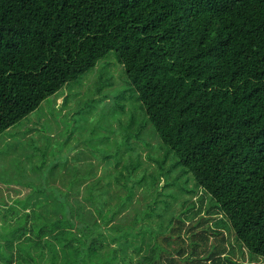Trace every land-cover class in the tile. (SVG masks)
Returning a JSON list of instances; mask_svg holds the SVG:
<instances>
[{
    "label": "trees",
    "instance_id": "trees-1",
    "mask_svg": "<svg viewBox=\"0 0 264 264\" xmlns=\"http://www.w3.org/2000/svg\"><path fill=\"white\" fill-rule=\"evenodd\" d=\"M110 52L209 216L150 237L125 195L146 163L121 145L115 180L106 156L4 184L27 189L0 202V264H230L222 218L264 258V0H0V133Z\"/></svg>",
    "mask_w": 264,
    "mask_h": 264
},
{
    "label": "rangeland",
    "instance_id": "rangeland-1",
    "mask_svg": "<svg viewBox=\"0 0 264 264\" xmlns=\"http://www.w3.org/2000/svg\"><path fill=\"white\" fill-rule=\"evenodd\" d=\"M34 128L36 132L33 135L40 137L32 141L34 137L27 136ZM50 131L57 134L53 145L49 141ZM121 145H125L124 148L129 146L125 148L128 151L126 162L140 156L146 163L141 170L145 176L142 185L134 183L137 178H130L131 175L125 172L127 180L130 178L128 182L136 184L138 191L135 196L136 191L132 190L125 195L130 198L128 204L133 203L127 213L150 237L167 235L174 221L191 215L194 202L197 210L202 208L200 213L203 216H209L207 206H214L213 201L206 197L200 204L201 190L193 175L180 165L176 153L162 143L114 52H110L79 80L68 83L45 99L29 116L0 133V202L14 195L16 189H27L4 184L16 183L28 173L40 178L54 165L60 171L67 164L80 166L79 160L84 158L83 152H79L80 146V150H86L87 164L98 166L106 156H112L110 163L114 170L110 177L115 180ZM34 146L40 148L38 152H32L36 150ZM133 146H137L134 157ZM74 151L77 153L74 154ZM82 165L86 164L82 162ZM68 179L67 175H63L58 182L64 183ZM125 195L120 199H124ZM212 227L221 229L215 238L225 240L231 248L230 264H264V258L249 252L235 237L228 219L214 221Z\"/></svg>",
    "mask_w": 264,
    "mask_h": 264
},
{
    "label": "crops",
    "instance_id": "crops-1",
    "mask_svg": "<svg viewBox=\"0 0 264 264\" xmlns=\"http://www.w3.org/2000/svg\"><path fill=\"white\" fill-rule=\"evenodd\" d=\"M64 111H66V110H64ZM35 132H36V129L34 128L30 133H28V136H27V137H30V138L34 137V140H38L40 136H39V137H35V136L33 135ZM56 136H57L56 132L50 131V139H49V141H50L51 145H53V139H54ZM80 149H81V146L79 147V152H80V153L83 152V154H84V158L79 160V163L81 164L80 169L85 170L86 165H82V162L85 163V152H86V150L82 151V150H80ZM77 151H78V150H77ZM77 151H74V154L77 153ZM123 151H125V148H124V147H123ZM85 164H86V163H85ZM101 164H102V163H101ZM101 172H102V165H100V167H99V169H98V174L100 175ZM79 178L81 179L82 177L79 176ZM83 185H86V182L83 183ZM5 209H7V207H5Z\"/></svg>",
    "mask_w": 264,
    "mask_h": 264
}]
</instances>
